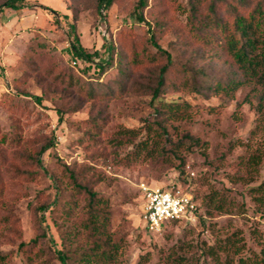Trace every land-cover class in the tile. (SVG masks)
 I'll use <instances>...</instances> for the list:
<instances>
[{
	"label": "rangeland",
	"instance_id": "obj_1",
	"mask_svg": "<svg viewBox=\"0 0 264 264\" xmlns=\"http://www.w3.org/2000/svg\"><path fill=\"white\" fill-rule=\"evenodd\" d=\"M136 3L118 0L99 9L97 0H28L23 9L0 13V136L19 132L30 149L53 143L42 155L43 169L35 168L34 181L13 179L25 195L14 204L18 235L13 225L0 226V236L6 235L0 237V250L10 252L5 264H40L33 261L39 249L47 264H62L57 249L63 247L64 234L75 238L69 231L83 205L73 197L62 173L64 164L101 176L95 189L108 201L110 232L121 246L118 264H168L178 256L180 264H219L217 258L225 260L228 253L211 255L208 247L233 231L240 256H252L264 247V210L250 191L264 180V165L256 180H238L250 153L264 144V109H256L253 85L229 96L170 87L152 101L143 85L165 60L153 57L156 48L149 36L170 52L174 69L194 58L197 48L203 49L190 32V0H148L143 21L134 10ZM75 36L93 55L90 60L73 55ZM110 42L115 52L106 66ZM126 43L129 52L135 51L125 59ZM209 70L220 73L216 66ZM170 78L176 79L174 74ZM117 81L125 87L106 94ZM170 102L171 109L165 106ZM152 122L168 128L174 145L182 140L179 148L172 150L175 146L166 135L149 139L146 148L137 147L145 137L142 128ZM141 183L192 192L201 202L200 215L149 232L141 218ZM215 190L237 202L229 212L205 207Z\"/></svg>",
	"mask_w": 264,
	"mask_h": 264
},
{
	"label": "trees",
	"instance_id": "obj_2",
	"mask_svg": "<svg viewBox=\"0 0 264 264\" xmlns=\"http://www.w3.org/2000/svg\"><path fill=\"white\" fill-rule=\"evenodd\" d=\"M118 0H97L99 9H108ZM189 19L190 32L194 33L195 44H201L202 49L197 48L194 58H190L174 69V61L170 52L162 48L155 39L154 35L149 36V43L156 48L153 57L157 56L165 62L156 66L155 75L151 82L143 85L151 100L155 101L158 97L165 94L168 88L187 89L195 94H225L231 95L233 90H237L248 85H253L255 97L257 99L256 109L262 112L264 109V0H190ZM148 0H137L134 10L143 21V11L147 6ZM28 6V0H3L0 3V13L5 8L20 10ZM75 31V25H72ZM126 43L123 49L124 57L131 56L135 47L131 48ZM144 50H147L144 48ZM72 51L75 58L90 60V54L75 36L72 42ZM109 53L106 66L112 62L115 46L112 42L107 46ZM198 60V61H197ZM130 60L128 61V63ZM99 69L105 71V66L98 64ZM210 66L218 67V72L213 73L209 70ZM131 71V70H130ZM175 76L172 80L170 75ZM129 76V75H128ZM127 76V77H128ZM125 87V82L117 81L115 85L105 91L106 94L115 95ZM104 90L101 89V94ZM104 93V92H103ZM93 95V94H92ZM96 96V94L94 93ZM35 100L41 102V97L35 95ZM173 102L165 104L170 109ZM173 106V107H172ZM155 127V128H154ZM145 137L137 143L140 148H146L149 139L157 140V136L166 135L165 139L171 143L176 150L182 143L171 142L168 128L161 124L152 122L142 128ZM192 143L198 140L189 134L185 135ZM24 139L20 133L16 132L12 136H0V226L13 225L15 234L19 233V221L14 213V204L25 195V191L19 187L18 182L13 179L32 180L36 178L38 171L35 168L43 169L42 155L53 145L52 142H44L40 146L26 148ZM158 147L159 142H156ZM167 143V144H168ZM166 144V145H167ZM164 145V147H166ZM21 150L20 152H18ZM264 165V144L262 147L255 148L245 162V173L238 176V180L251 182L257 179L260 166ZM33 168V170H32ZM63 175H67L68 182L73 188L75 200H82L83 205L76 213L75 228L70 230L75 238L64 234L62 236V248L57 249V257L62 264H118L121 246L119 241L113 238L111 229V211L108 201L96 191L95 187L101 181V176L89 174L86 168L76 170L70 165H63ZM18 185L15 187L13 184ZM15 184V185H16ZM253 199L257 206L264 210V180L257 186L251 187ZM198 201L196 195H194ZM236 201L231 196L219 193L217 190L212 192L205 207L213 208L218 213H226L236 205ZM201 202L195 214H200ZM208 213H210L208 211ZM196 217V218H197ZM179 221H166L163 228L169 224H177ZM145 225V224H144ZM146 227V226H145ZM3 232V230H1ZM150 232V231H149ZM152 233V232H151ZM0 237H6L3 233ZM20 238V237H19ZM77 242L75 246L70 241ZM38 243V239L33 241V248ZM24 245V244H21ZM24 248V247H23ZM26 250V248H24ZM225 251L228 257L225 260L217 258L219 264H264V247L259 253L252 256H240L241 246L236 231L231 235L222 238V242L217 246H209L208 251L211 255H218V251ZM10 252L0 250V264H5ZM45 253L42 249L36 250L33 261L45 262ZM175 257L168 264H180ZM49 259V258H48Z\"/></svg>",
	"mask_w": 264,
	"mask_h": 264
},
{
	"label": "built area",
	"instance_id": "obj_3",
	"mask_svg": "<svg viewBox=\"0 0 264 264\" xmlns=\"http://www.w3.org/2000/svg\"><path fill=\"white\" fill-rule=\"evenodd\" d=\"M141 218L148 231L160 232L166 221H193L198 201L192 192L179 186H152L141 183Z\"/></svg>",
	"mask_w": 264,
	"mask_h": 264
}]
</instances>
